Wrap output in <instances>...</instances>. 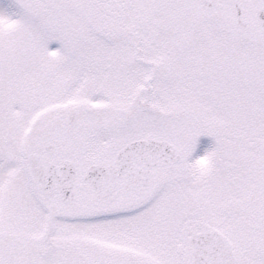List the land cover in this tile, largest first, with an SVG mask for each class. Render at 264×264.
Wrapping results in <instances>:
<instances>
[{"label":"snow or ice","instance_id":"snow-or-ice-1","mask_svg":"<svg viewBox=\"0 0 264 264\" xmlns=\"http://www.w3.org/2000/svg\"><path fill=\"white\" fill-rule=\"evenodd\" d=\"M0 264H264V0L0 10Z\"/></svg>","mask_w":264,"mask_h":264},{"label":"rangeland","instance_id":"rangeland-1","mask_svg":"<svg viewBox=\"0 0 264 264\" xmlns=\"http://www.w3.org/2000/svg\"><path fill=\"white\" fill-rule=\"evenodd\" d=\"M11 4V0H0V10H6ZM58 45L52 44L50 47H57ZM212 144V140L210 137L201 136L198 138L196 154L202 155L204 150L210 147Z\"/></svg>","mask_w":264,"mask_h":264}]
</instances>
